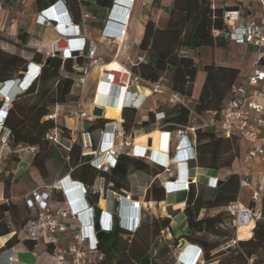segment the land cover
<instances>
[{
  "label": "trees",
  "instance_id": "obj_1",
  "mask_svg": "<svg viewBox=\"0 0 264 264\" xmlns=\"http://www.w3.org/2000/svg\"><path fill=\"white\" fill-rule=\"evenodd\" d=\"M56 1L58 0H36L35 4L38 11H41ZM155 1L159 2V0ZM75 2L79 7L77 1ZM97 4L111 6L113 0H97ZM66 5L70 10V3L66 1ZM226 8H236V6ZM224 11V8L213 7L210 0H174L165 27H159L155 21L148 20L139 45L145 59L132 66L140 81L149 84L160 82L171 91L193 97L196 100L194 108L199 113L222 108L229 99L232 84L239 79L240 68L233 65H219L215 62L201 64L191 52L202 47L227 46L228 39L225 35H214L213 32L215 29H226L223 19ZM56 37L57 33L51 43L39 49H31L33 52L31 60L0 48V82L24 78L30 63L41 64L39 76L11 101L4 122L11 131L10 145L14 148L24 143L38 146L40 149L35 154L33 164L43 175L46 171V161L54 158L60 164L64 163L67 169L74 166L72 176L87 185H92L97 177L103 176L106 183L112 182L117 189L129 188L128 174L131 168L153 175L164 172V166L153 163L149 158L128 154H120L116 166L109 171L99 170L81 156V145L78 143H73L67 152L69 160L66 161L67 154H61L60 146L53 144L47 138V134L56 126L61 127L63 133L70 131L69 127L56 122L55 119L49 117V114L54 105H66L71 101H76L73 91L75 83L73 65L75 63L83 65L85 61V55H77L76 59L67 58L65 60L59 55L46 57L45 51ZM18 38L22 44L28 45L31 35L23 30L18 33ZM200 71H203L200 88L195 92ZM29 94L36 95V99L32 103L21 106L17 98ZM3 104L4 99L0 98V108ZM166 114L164 122L167 125L163 129L173 131L179 125L188 122L190 109L184 105H175ZM122 116L126 134H129L133 128H146L151 122L149 120L136 122L135 107H124ZM110 121L105 117H98L88 124L86 129L94 133ZM164 130L156 129L152 133L164 132V137L168 139L170 133ZM239 140L237 136L226 137L213 130H199L195 145L196 159L189 160V163L196 162L200 166L214 169L230 167L241 153ZM240 180V174L233 172L216 188H211L212 191L208 196L205 195V184L201 183L202 189H199L196 183H190L184 208L189 227L188 232L181 236H173L170 239L172 241H166L165 245L156 246L154 250L151 248L154 238L167 229L171 230L170 217H155L152 223L144 228L142 227L143 220H141L138 228L130 231L122 227L119 216L114 215L113 228L106 231L98 240L97 252L100 253L101 258L99 260L89 259L87 264H163L158 261L157 256L164 254L170 247L177 246L181 238H185L190 244L200 246L203 252L202 259L208 263L249 264V260L255 261L258 251L260 249L264 251V216L262 220L255 222L253 236H250V239L242 237L241 239L248 240H240L237 245L222 248L224 242L222 239L209 240L207 238L208 235L218 236V238L228 236L225 241L233 238V230L228 227L231 226L233 217L227 211L226 206L238 198ZM4 183L8 188L9 179H5ZM91 198L96 203L99 194L91 192ZM146 198L158 201L166 198V188L159 179L154 180L149 186ZM219 207L224 210L213 215L209 213L202 215L203 210ZM25 209L29 214L20 221L21 207L17 203H0V236L13 232L4 248L16 246L20 242H24L28 248H34L31 240L32 243L27 238L20 237V233L23 235V225L31 217L26 205ZM101 211L95 204V220L100 219ZM262 213L264 215V204ZM11 223L15 227H12ZM2 238L6 239V236ZM53 250V243L45 246V251L50 253L51 257Z\"/></svg>",
  "mask_w": 264,
  "mask_h": 264
},
{
  "label": "built area",
  "instance_id": "obj_2",
  "mask_svg": "<svg viewBox=\"0 0 264 264\" xmlns=\"http://www.w3.org/2000/svg\"><path fill=\"white\" fill-rule=\"evenodd\" d=\"M262 2V18L258 22L255 19L244 21L239 9H226L223 19L226 29H215L214 35L223 34L225 37L236 44L253 43L257 46L255 54V63L246 79L236 81L232 84L229 99L220 109H211L203 113H199L194 107L190 106L191 97L184 96L179 92L167 90L166 87L156 82L151 85V92L155 95L166 94L167 101L170 105H184L190 109L189 120L186 124L179 125L174 132L180 139L188 143V149L191 151L184 158L185 162L191 159H196V138L199 130H213L219 135L226 137L237 136L249 144V149L246 154V160L252 161L261 159L264 161V0ZM135 0H114L109 8L108 17L102 36L107 41H121L123 36L128 31L129 21L132 16V10ZM4 0H0V11L3 9ZM116 8H119L121 18L113 16ZM83 18L90 17L89 13H82ZM56 20V24L53 23ZM63 21V22H62ZM37 22L41 25H50L57 33L56 39L51 46L46 49L45 56L59 55L64 60L67 58L76 59L77 55H85L87 64H74L75 72H81L82 76L79 79L81 84H84L88 74L94 66H100V59L97 56L98 44L93 38H88L82 29L80 23L75 22L68 11L66 1L58 0L48 8L41 10L37 15ZM62 22V23H61ZM187 53V51H183ZM39 67L35 74V79L41 72V64H36ZM69 74L68 72L66 73ZM101 81H98L96 94L99 92V82L104 83V90L112 89L109 97L114 101L116 97L123 95L125 98L124 107L140 108L144 103L145 98L138 92L132 90L135 85L140 89V79L134 73L133 69L125 64H120L117 69H105L100 74ZM143 99H140V98ZM5 100V99H4ZM11 101L5 100L0 108V154L4 147L9 145L11 131L5 126L4 122L9 111ZM99 105L105 109V106L93 101L89 106L82 102L77 103L74 117L77 120V130L70 131V143L64 144L63 131L61 127L56 126L47 134V138L55 145L64 147L66 151V161L69 160L68 151L73 143L81 145V156L95 168L103 171H109L115 167L120 154H128L131 156L137 155L136 144L131 134H126L122 125H114L112 133L108 132V126L111 122L106 123L105 127L99 130L100 137L96 142L95 135L92 131L83 127V122L86 119L98 118L92 114L93 107ZM49 114V117L57 119L58 109ZM105 115V112H104ZM167 114L165 111L155 112V119L163 121L161 128H164L167 123L164 122ZM72 130V129H71ZM36 147H32L34 149ZM182 149L181 142L176 145V150ZM153 149H151V152ZM168 158L170 152H167ZM149 159L154 160L157 164L164 166L165 172H171L169 160L162 158L159 155L155 157L152 153L142 154ZM1 165V157H0ZM99 179L103 183L105 178L100 176ZM168 182H171L168 181ZM167 183V182H166ZM190 183H195L194 180H186L181 183V188L189 190ZM113 186V183H110ZM219 184V177L212 176L209 181V186L216 188ZM252 180L248 176H241L240 186H251ZM77 187V188H75ZM92 189L99 194V198H106L107 207L101 209V215L98 222L101 224V229L110 231L114 226V201H118V211L120 213L121 201H132V209L137 213L133 217L125 219L120 216V225L130 231H135L141 223L142 215L153 212L157 214V207H160L157 200H132V195H119L116 191L102 185L97 186L94 183ZM83 196L85 205L82 199L75 193ZM60 190L64 195V201L60 202L55 198V191ZM89 186L72 179L70 174L55 180L52 184L46 185L43 188L32 189L25 197L24 202L30 212L31 217L22 227V233L28 240L34 243L33 253L39 257L43 246L53 243L54 250L52 258L55 264H87L89 255L98 251L97 230L94 229L95 221V204L90 205L87 201ZM264 197V195H262ZM258 190H254L253 198L262 200ZM135 205V206H134ZM227 211L232 215V222L236 229V237L222 245V248H227L230 245H237L240 240L239 231L243 227L250 228L253 234V228L261 208H254L240 201L238 197L226 206ZM82 213H86V219L92 220V224H75L67 221L65 218L72 217L73 219L82 220ZM92 228V231H91ZM69 229L75 231L70 237L65 246H60L58 242V233L67 232ZM169 232V229H167ZM164 232V231H163ZM250 238V237H249ZM248 238V239H249ZM180 244V241H179ZM179 247V245H178ZM194 247L195 251L188 254L186 260H179L178 264H197L202 260V248L198 245L190 244L183 248ZM16 248L12 246L2 250L0 253V264H15ZM37 264V263H33Z\"/></svg>",
  "mask_w": 264,
  "mask_h": 264
},
{
  "label": "crops",
  "instance_id": "obj_3",
  "mask_svg": "<svg viewBox=\"0 0 264 264\" xmlns=\"http://www.w3.org/2000/svg\"><path fill=\"white\" fill-rule=\"evenodd\" d=\"M36 0H4V6L3 9L0 11V34L4 36L7 34L10 36V38L15 39V35L18 37V33L26 30L27 32L30 33L31 35V40L29 43H31V46H34L35 48L39 49L41 46L46 45L51 43L52 37L54 33L56 34V31L54 28L50 25H41L37 22V15H38V9L35 4ZM68 3H70V10L69 14L71 18L82 25V29L84 34L88 38H93L97 41L98 44V51H97V56L100 59V66L106 64L109 61L112 60H117L120 64H125L129 67L132 68L133 65H135L138 61H142L145 59V55L140 51L139 45L143 39L144 32H145V25L148 20H153L156 22V24L159 27H165L167 25L168 18L170 16V11L171 8L174 4V0H159V2H156L155 0H135L133 10H132V16L129 21L128 25V31L127 33L123 36L121 41L117 42H111L107 41L105 37L102 36V29L105 26L106 19L108 17V11L109 8L112 6H101L97 4V0H65ZM78 3V6L76 5V2ZM85 3H83V2ZM124 1V0H122ZM212 2L213 7L217 8H224L225 10L227 9L226 7L228 6H236V8L233 9H239L242 14V19L244 21L250 20V19H255L258 22L261 21L262 18V2L261 0H210ZM114 2V0H113ZM23 4H25L23 6ZM231 9V8H230ZM9 12H13V15L15 17L14 23L10 24V26L7 24V19H6V14ZM89 13L90 17L88 18H83L82 13ZM114 17L116 18H121L120 10L119 8H116L114 14ZM24 17V18H22ZM22 22H26L25 28L19 27ZM6 30V31H5ZM36 36H39L40 38H37ZM235 44L240 46L241 44H236L234 42H231L228 40V44ZM14 46V45H13ZM245 49L247 47L253 46L256 48L255 53L257 51V46L253 43H248V44H243L242 45ZM0 48L10 52V53H15L22 55L20 52H17L15 49H12L8 45V40L3 38H0ZM211 49H214V53H211L209 56H207L206 61L200 62L201 64L205 63H210V62H215L216 64L219 65H233L236 67L238 66V62L232 59H228L226 56V53H219L217 51L218 49H224L225 47H219V46H214V47H209ZM23 56V55H22ZM255 56V55H254ZM24 57V56H23ZM26 58V57H25ZM197 60L198 58L195 57ZM37 64V63H36ZM87 64V58L85 57L84 64ZM96 67V66H94ZM93 67V68H94ZM91 69L90 73L87 76V79L84 84L89 80V78H92V70ZM240 68V67H239ZM251 71V70H250ZM249 71V73H250ZM245 76V79L247 75ZM75 74H79L82 76L81 72H75ZM30 78V77H29ZM98 74L93 77V82H94V89H93V94L91 97H89V100L87 102L83 101H77L73 109L69 110L68 113L71 114L70 119H72L71 125L68 123V119L65 120V124L69 129L75 131L77 130V120L74 117V112L77 106V103L82 102L83 104L89 106L94 100V95L96 94V88L98 84ZM244 79V80H245ZM15 79H11L8 81H14ZM240 80V79H239ZM243 81V80H241ZM164 85V84H163ZM80 86V83H77L75 80L74 83V89L75 87ZM165 86V85H164ZM18 87V85L15 84L14 87L10 88L9 90L10 96H12L15 93V89ZM167 90H170L167 86H165ZM21 88L23 86H19V90H17L15 94H18L21 92ZM73 89V91H74ZM132 90L138 92L142 95V97L145 98L144 103L140 108H135V121L136 122H142V121H151L149 126L146 128H133L129 134H131L134 138V142L136 140V137L138 135V144L144 147H147V151L151 150L152 148L158 149L160 151H152V152H157V155L161 156L162 158L167 159V162L169 160L171 172H162L157 175H153L151 173H147L144 171H138L134 170L133 168L130 169V172L128 174L130 186L129 188H120L117 189L112 186L110 183H106L105 181L102 183L99 177H97L94 181V183L97 184V186H100L103 184L105 189L110 188L114 191H116L119 195H125V194H131L132 195V200H141V201H148L152 199H147L146 198V192L149 186L152 184V182L156 179H159L160 182L164 185L166 188V198L164 200H160L159 204L164 207L165 212L164 213L166 216L171 218V230L169 229L170 236H181L186 232L189 227L187 224L186 216L184 213V208H185V203L187 200V195L188 191L185 189L181 188V183L186 180H194L195 183H202L207 186H209V181L212 176H217L219 177L220 180H225L231 173L237 172L241 174V176H248L251 180L252 183L255 181V177H260L261 179H264V161L261 159H255L252 161H247L246 160V154L249 149V144L246 141L241 142V153L240 155L236 158L232 166L230 167H223L220 169H214V168H208L204 166L198 165L196 162H184V158L186 157L187 154H190L191 151L187 148L188 143L184 140L180 141V139L175 135V133L164 130L163 128H157V129H162L164 131H168L170 133L169 138L164 137V132H151L148 133H140V132H145L147 128L151 127L154 124L161 123L163 121H157L155 119V112L157 111H165L166 113L170 110H166L161 107V104L164 102H167V95L166 94H161V95H155L151 92V85L149 83L140 81V89H138L135 85L132 87ZM14 94V95H15ZM140 99H143V98ZM3 99L2 97H0ZM170 105V104H169ZM66 105H60L62 107V110H65ZM171 106V109L172 105ZM64 108V109H63ZM123 110V109H122ZM105 112V109H104ZM107 119H110L111 123L108 126V131L112 132L114 129V125L123 126V116L122 112L120 114V117L118 118H110L106 117L105 115L103 116ZM94 119H86L83 122V127H87L88 124L94 122ZM161 127V126H160ZM99 130H96L94 132L96 142L99 140L100 133ZM71 133V132H70ZM153 134V135H152ZM146 135V136H145ZM64 138V137H63ZM151 142L149 143V141ZM181 142L182 149L180 151L176 150V145ZM65 144V143H64ZM137 146V145H136ZM245 147V148H244ZM35 150V149H34ZM11 152L9 146L4 147L2 150V153L0 154L1 157V165H0V197L3 195V189H4V177H3V172L5 169V161H6V156L7 152ZM59 151L61 154L66 153V149L64 147H60ZM30 154L35 156L36 152L35 151H28ZM167 152H170V157L168 158ZM140 154V153H139ZM142 154H140L141 156ZM183 155V156H182ZM137 156V155H134ZM179 156V157H178ZM181 156V157H180ZM240 157L242 158V162L240 165ZM85 158V157H84ZM83 158V159H84ZM86 159V158H85ZM153 163H156L154 160L150 159ZM20 162V164H22ZM31 164V163H29ZM157 164V163H156ZM34 165V164H33ZM56 165H59L57 167ZM27 167V166H26ZM20 168L25 169L24 166H20ZM35 170L33 171L34 174V180H35V186L31 188H43L46 185L52 184L55 180L63 177L64 175L70 174V177L72 179H75L71 172L74 170V166H70L69 169H67V166H65L64 163L60 164L58 161H56L54 158H50L49 160L46 161V171L45 174L43 175L39 169L34 165ZM170 176L171 182H174L175 185H170L167 186L166 182L169 180H166ZM76 180V179H75ZM79 181V180H78ZM82 182V181H80ZM84 183V182H82ZM93 183V184H94ZM86 184V183H84ZM92 184V185H93ZM87 185V184H86ZM92 185H87L89 186L88 194L86 195V198H91V192L95 193L92 189ZM169 187V189H168ZM77 188V187H75ZM30 190V191H31ZM92 190V191H91ZM29 191V192H30ZM75 193L78 197L82 199L83 204L85 205V202L83 200V196L77 192V189H75ZM55 198L62 202L64 201L63 199V193L60 190L55 191ZM93 200V199H92ZM156 200V199H154ZM158 201V200H157ZM94 202V201H93ZM104 202V203H103ZM25 203V202H24ZM94 204H96L100 209L106 208V198H99L98 201ZM95 206V205H94ZM135 206V205H134ZM121 213L125 217V219L133 217L134 214L137 213L136 210L132 209V201H121V207H120ZM86 213H82V220L78 219H73L72 217H67L65 218L67 221H70L72 223L78 224H92V220L90 219L89 221L86 219ZM163 214V215H164ZM182 215L180 220H176V215ZM114 215H118L120 219L119 212L115 213ZM161 215V216H163ZM203 215V213H202ZM96 222L98 220H95ZM176 226L181 227L180 231L175 232L174 228ZM92 231V228H91ZM165 232V231H164ZM163 232V233H164ZM75 233L74 230L69 229L67 232H61L58 233V242L57 244L60 246H65L70 237ZM13 235V232L7 235L0 236V238L6 236V239L4 241H0V250H4L6 242L8 239ZM26 238L25 235L23 234L22 239ZM30 243H32L30 240H28ZM46 246V245H45ZM45 246H43V250L40 252V255L37 259L35 254L33 253V249L28 248L24 242L18 243L15 248H16V258L17 261L15 264H22L18 261V258L20 255L23 254H30L31 257H33V260L29 262L30 264L37 263V264H48L46 263V258H50V253L45 251ZM193 250V249H191ZM190 250V252H191ZM98 255L99 258H101V255H99L98 252H93L89 255V259L91 257H94ZM92 260V259H90Z\"/></svg>",
  "mask_w": 264,
  "mask_h": 264
},
{
  "label": "rangeland",
  "instance_id": "obj_4",
  "mask_svg": "<svg viewBox=\"0 0 264 264\" xmlns=\"http://www.w3.org/2000/svg\"><path fill=\"white\" fill-rule=\"evenodd\" d=\"M24 5L25 4H23V6ZM22 18H24V17H22ZM6 19L8 20L7 24L9 26H10V24L14 23L15 17L13 15V12H9L8 14H6ZM25 24H26V22L25 23L22 22L19 27L25 28ZM54 36H55V33L51 39H53ZM3 37H4V39L8 40V45L12 49H15L17 52H20L28 60L32 59L33 52L31 51V49H35V47L31 46L32 45L31 43H29L28 45L22 44L20 39L17 37V35H15V37H14L15 39H13V38H10V36H8L7 34H5L4 36H2L0 34V38H3ZM36 37L40 38L39 36H36ZM255 50H256V48L253 46L247 47L245 49L242 46V44L240 46L235 45V44H229L224 49H218L217 51H219V53H223V54L226 53V56L229 60L234 58V60H236L238 62L237 64L240 67L239 79L241 81V80L245 79L246 74L249 73V71L254 66L255 57H256V56H254ZM211 53H214V49H211L209 47H202L199 50L191 52V54L194 57L198 58V60L197 59L196 60L199 63L206 61L207 56H209ZM100 70H101V66L94 67L92 70L93 76H92V78H89V80L86 82V84H81L79 82L81 75H79V74L73 75L75 80L77 81V83H80V86H77L74 89V95L76 96V99H75L76 101H71V102L67 103L64 111L62 110V107H59L58 117L56 119V122L66 125L65 120L68 119V123L71 125V123H72V119H70L71 114L68 113V111L73 109V107L76 105L75 103L77 101H83L84 100L85 102H87L89 100V97H91L93 94V89L95 86L94 82H93V77L96 76V74H98V77H99ZM202 73H203V71L199 72L198 80H197L196 87H195V92H197L200 88V81H201ZM16 95L17 94L10 97L11 101H12V99H14V97ZM0 97H2L4 99L1 92H0ZM191 98H192V102L190 103V106L194 107L196 100L193 97H191ZM17 99H18L19 104L21 106H24L28 103H32L36 99V95L29 94V95H26V96H23V97L17 98ZM56 106L57 105H54L51 108V113L56 111L55 110ZM161 107L166 109V110L171 109V106L169 104H167V102L162 103ZM160 126H161V123H158V124L156 123V124L152 125L151 127L147 128L145 132H140V133L151 132L154 129L161 128ZM70 131H73V130H70ZM70 131L63 133V137H64L63 141L67 145L70 143V137H71ZM239 141H240V143L243 142L242 139H240ZM8 146H9L11 152L10 151L7 152L9 154H7V156H6L5 169L3 172V177H4V179H9L10 185L8 188H6L5 184H4L3 195H1V197H0V203H3V202L17 203V205L21 207V210L19 212V220L21 221L25 217H27V215L29 214V213H27V211L25 209L24 195L26 193H28L32 187L35 186V180L33 178L34 177L33 171L35 170L34 165H33V160H34L35 156L30 154L28 151H35L37 153L40 148L38 146H32V145H28L25 143L14 148L10 145V142H9ZM8 146H6V147H8ZM32 147H36V148H34L35 150L32 149ZM143 157H145V156H143ZM240 159H241V161H240V165H241L242 158L240 157ZM22 161H23V163L20 164V162H22ZM29 163H31V164H29ZM24 165H25V169L20 168V166H24ZM56 166L59 167V165H56ZM240 176H241V174H240ZM171 179L172 178L170 176H168V178H166V180H169V181ZM204 187H205L204 188L205 189V195L206 196L210 195V193L212 191V189H211L212 187L205 186V185H204ZM197 188L202 189V185L200 182L197 183ZM254 190H258L260 192L261 196L264 195V179H261L260 177L256 176L255 181L252 183L251 186H246V187H242V188L240 186V191H239L238 197H240L241 202H243L249 206H252L255 209L261 208L259 215H258L259 217L257 218V221H258V220H262V218L264 216L262 213L263 204H264L263 203L264 197L262 196L263 197L262 200L261 199L255 200L253 198ZM157 210H158L157 214L150 212V213H145V215H142L141 220H143V223H142L143 228L150 225L152 223L153 218L161 216L164 213H166L164 207L162 208V206H160L159 208L157 207ZM221 210H224V208L219 207V208H213V209L207 210V211L203 210L202 213H203V215L207 214V213L213 215V214H216L217 212H219ZM163 216H166V215L164 214ZM181 216L182 215H180V214L176 215V217H175L176 220H180ZM8 219H10L9 216H8ZM231 223H232L231 226H228V227H229V229L233 230L232 234H233V238H235L236 237V229L233 225V222H231ZM11 225H12V223H11ZM12 227H15V226L12 225ZM180 229H181V227H179V226H176L174 228L175 232L180 231ZM188 230L184 233H187ZM252 236H253V234H252ZM20 237L21 238L23 237V235L21 233H20ZM172 237L173 236H170V232H168L167 230L164 233H162L160 236L157 235L154 238V242H153L154 244H152V246H151L152 250H154V248L156 246L165 245L166 241H169L170 239H172ZM207 238L209 240L222 239L224 241L223 244H225L226 242L233 239L232 238L228 241H225V239H228V236L218 238V236H213V235H208ZM243 240H248V239H243ZM170 241H172V240H170ZM178 245H179V242H178L177 246L170 247L169 250H166V252L164 254H162L161 256H157L158 261L163 263V264H178L179 260H181V259L186 260L185 258L188 256L187 249L186 250L180 249L178 247ZM99 255H100V253H99ZM90 259L99 260L100 258L98 255H96L94 257H91ZM32 260H33V257H31L30 254H23V255H20V257L18 258V261L22 264H30L29 262H31ZM45 261H46V263L48 262V264H55V261L53 260L52 257H50V258L47 257ZM250 263L251 264H264V251L262 249H260L255 256V261L249 260V264ZM197 264H217V262L208 263L206 260H203L202 262L199 261Z\"/></svg>",
  "mask_w": 264,
  "mask_h": 264
},
{
  "label": "bare ground",
  "instance_id": "obj_5",
  "mask_svg": "<svg viewBox=\"0 0 264 264\" xmlns=\"http://www.w3.org/2000/svg\"><path fill=\"white\" fill-rule=\"evenodd\" d=\"M119 66H120V63L117 60L109 61L108 63L101 66L100 74H101L102 69L103 70H105V69H117ZM32 70H34L33 67L29 73L27 71L25 74V75H27L26 80H25L27 83L33 78ZM100 74H99V78H98L99 81H101ZM22 80H23V78H21V80L19 82H17L16 79L14 81L8 82L7 87L3 91H0L5 100L10 101L11 100L10 97H12L15 93H17L16 91L19 90V86L21 87L20 83ZM15 84L18 85V87L15 89L16 90L15 93L12 96H10L9 90H11L10 88L14 87ZM26 84L23 85V88L26 87ZM110 91H112V89L108 88L105 92L104 83L99 82V92H97V94L94 95L93 100L95 102H97L98 104H102L105 106V116L106 117L116 119V118L120 117V114L122 112V106H124L126 101H125V98L123 97V95H121L120 97H116V99L112 103L110 101L111 99L109 97ZM137 141H138V135H137L136 140H135V144L137 145L136 146V152L140 153V154H145L147 152V147L139 145ZM152 149H153V151H160L158 149H154V148H152ZM152 155L155 157L157 155V152H155V153L152 152ZM250 236H252V231L250 230V228L243 227L240 229V231H239V237L240 238H242V237L249 238ZM4 240H5V238H0V241H4ZM186 249H187L188 254L195 251L194 247H187ZM191 249H193V250H191ZM190 250H191V252H190Z\"/></svg>",
  "mask_w": 264,
  "mask_h": 264
},
{
  "label": "water",
  "instance_id": "obj_6",
  "mask_svg": "<svg viewBox=\"0 0 264 264\" xmlns=\"http://www.w3.org/2000/svg\"><path fill=\"white\" fill-rule=\"evenodd\" d=\"M56 22H57L56 20H53V23H54V24H56ZM32 67H33V69H34V70H32L33 78L27 83V82L25 81L27 75H25V77L23 78V80L21 81L20 84H21V86H23V85L26 84V83H27V84H26V87L21 88V90H22V89L25 90V89H26V88H27V87L33 82V80L35 79V74H36V72L38 71L39 67H35L34 64H30V65H29V68H28V73L31 71ZM20 80H21V78H17V79H16L17 82H19ZM8 82H11V81H5V82L2 81V82H0V91H3V90L7 87ZM110 101H111V100H110ZM111 102L113 103L114 101H111ZM92 114H93L94 116H96V117H103V116H104V108L101 107V106H99V105H95V106L93 107ZM150 142H151V140L149 141V143H150ZM147 153L150 154V153H152V152H151V150H148ZM184 162H185V161H184ZM222 181H223V180H220V181H219V184H220ZM166 185H167V186L175 185V183H174V182H167ZM168 189H169V187H168ZM87 201H88V203H89L90 205H93V204H94L93 200L90 199V198H87ZM113 212H114V213H117V212H118V201H117V200L114 201ZM95 228H96V230H97V237H98V238H101L102 235L105 233V231L101 229V224H100V222H98V221L95 222ZM186 245H188V242L186 241V239H185V238H181V239H180L179 248H180V249H183V248H185Z\"/></svg>",
  "mask_w": 264,
  "mask_h": 264
},
{
  "label": "clouds",
  "instance_id": "obj_7",
  "mask_svg": "<svg viewBox=\"0 0 264 264\" xmlns=\"http://www.w3.org/2000/svg\"><path fill=\"white\" fill-rule=\"evenodd\" d=\"M34 80H35V79H34ZM34 80H33V81H34ZM12 100H13V99H12ZM10 101H11V100H10ZM108 132H109V131H108ZM109 133H112V132H109ZM186 163H187V162H186ZM118 212H119V211H118ZM118 212H117V213H118ZM113 213H114V212H113ZM114 214H115V213H114ZM119 214L123 215V214L121 213V210H120V213H119ZM121 215H120V216H121ZM123 217H124V216H123ZM124 218H125V217H124ZM94 229L96 230V228H95V223H94Z\"/></svg>",
  "mask_w": 264,
  "mask_h": 264
}]
</instances>
